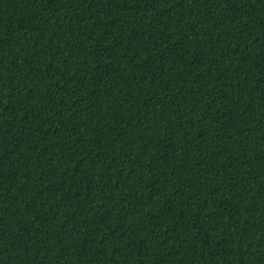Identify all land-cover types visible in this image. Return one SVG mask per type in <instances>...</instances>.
<instances>
[{
	"label": "trees",
	"instance_id": "trees-1",
	"mask_svg": "<svg viewBox=\"0 0 264 264\" xmlns=\"http://www.w3.org/2000/svg\"><path fill=\"white\" fill-rule=\"evenodd\" d=\"M0 264H264V0H0Z\"/></svg>",
	"mask_w": 264,
	"mask_h": 264
}]
</instances>
